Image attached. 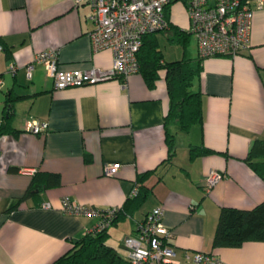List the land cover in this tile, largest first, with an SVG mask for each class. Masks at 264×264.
<instances>
[{
	"label": "crops",
	"instance_id": "0c3cea01",
	"mask_svg": "<svg viewBox=\"0 0 264 264\" xmlns=\"http://www.w3.org/2000/svg\"><path fill=\"white\" fill-rule=\"evenodd\" d=\"M174 10L172 3L170 26L162 31L169 45L160 33L153 35L167 61L183 56L182 45L171 40L173 27L190 34L188 17L181 21ZM89 13V4L73 0H0V124L6 99L13 98L9 129L0 133V264H55L99 220L98 215L63 211L62 198L99 209L119 208L136 183L147 188L144 200L109 225L105 238L125 264L123 238L156 206L172 232L177 257L204 251L224 264H264V241L212 245L221 207L251 209L264 200V176L245 160L253 143L264 141V8L253 10L249 48L235 56L199 60L200 74L191 89L201 94L202 120L187 131L170 128L175 133L170 159L163 71L153 87L136 72L125 80L110 77L55 88L43 64L33 62L38 52L55 50L59 69H109L112 53L93 48ZM186 53L198 58L191 34ZM31 119L46 121V130L26 131ZM109 163L118 164L112 174L104 171ZM210 169L223 177L206 191L203 181ZM35 172H54L60 183L8 210Z\"/></svg>",
	"mask_w": 264,
	"mask_h": 264
},
{
	"label": "built area",
	"instance_id": "2783aa9c",
	"mask_svg": "<svg viewBox=\"0 0 264 264\" xmlns=\"http://www.w3.org/2000/svg\"><path fill=\"white\" fill-rule=\"evenodd\" d=\"M75 5L87 3L90 6L88 19L93 23L89 37L93 48L109 49L112 62L109 69L92 67L84 70H62L58 68L55 50H43L33 62L43 64L46 74L52 78L55 88L94 83L119 75L124 80L139 72L137 51L145 34L165 30L168 20L166 6L177 0H73ZM186 10L188 32L194 37L199 58L208 56H235L250 45V30L253 10L264 8V0H180ZM11 70L15 65L11 63ZM32 64L27 68L30 76ZM1 86V79H0ZM47 123L40 119L28 120L25 130L33 134L44 132ZM117 163L104 167L106 174H112ZM223 173L210 169L204 177L203 188L208 191ZM137 184L130 194L137 192ZM42 207H49L42 203ZM63 211L71 214L98 215L99 220L88 232H98L110 225L116 207L99 209L77 204L65 196L61 200ZM162 208L154 207L135 229L122 240L127 250L128 264H224L215 254L204 251L187 252L182 258L176 256L171 244L172 232L162 222Z\"/></svg>",
	"mask_w": 264,
	"mask_h": 264
},
{
	"label": "trees",
	"instance_id": "16d2710c",
	"mask_svg": "<svg viewBox=\"0 0 264 264\" xmlns=\"http://www.w3.org/2000/svg\"><path fill=\"white\" fill-rule=\"evenodd\" d=\"M176 1H173V3ZM171 4L166 6L165 16L170 26L168 11ZM171 40H176L183 47V56L175 60H164L163 53L158 42L151 32L143 35L142 42L137 51L140 63L139 72L143 75L148 87H153L164 72V79L168 95V106L163 118L165 140L168 147V157L175 152V133L170 129L176 126L180 131H187L189 127L201 122L202 105L199 91L191 89L192 82L199 77L201 58L191 59L187 57V45L190 34L181 33L173 27ZM118 77L124 80L119 75ZM13 98L7 97L4 106L3 122L0 124V133L9 129V118L12 113ZM264 156V141L256 140L251 146L246 157L247 164L258 175L264 176V160H257ZM148 172L144 173L146 175ZM143 175L138 177L141 182ZM60 177L54 172H35L31 182L22 196L9 204L8 210L14 209L17 204L43 188L57 186ZM138 184V183H136ZM138 186V185H137ZM147 188L140 183L137 192L129 195L123 205L115 211L110 220V225L115 224L138 207L144 200ZM107 228L98 232H86L67 252L55 260V264H125L117 251L105 243ZM248 240L264 241V200L260 201L251 209L223 206L220 208L212 245L215 247H235Z\"/></svg>",
	"mask_w": 264,
	"mask_h": 264
},
{
	"label": "rangeland",
	"instance_id": "374dc122",
	"mask_svg": "<svg viewBox=\"0 0 264 264\" xmlns=\"http://www.w3.org/2000/svg\"><path fill=\"white\" fill-rule=\"evenodd\" d=\"M175 4V10L176 11L175 13H177V15L181 18V21H186V10L182 4V2L180 0H177L176 2H174ZM163 30H160V31H156V33H160L161 36H163V40H164V44H167V46L169 45L168 43V40H167V34L166 33H162ZM166 31V30H164ZM163 44V45H164ZM164 47V46H163ZM172 47V46H171ZM170 47V48H171ZM167 48V47H165ZM169 50V49H168Z\"/></svg>",
	"mask_w": 264,
	"mask_h": 264
}]
</instances>
